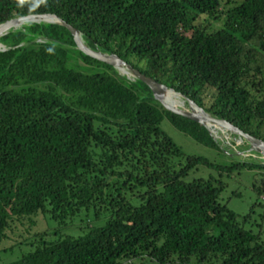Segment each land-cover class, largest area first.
Instances as JSON below:
<instances>
[{"label":"trees","instance_id":"16d2710c","mask_svg":"<svg viewBox=\"0 0 264 264\" xmlns=\"http://www.w3.org/2000/svg\"><path fill=\"white\" fill-rule=\"evenodd\" d=\"M41 13L264 141V0H0V23ZM0 44V239L38 212L62 224L89 218L77 236L38 233L8 264H264L263 232L219 202L221 182L185 180L198 165L264 160L184 154L159 128L162 115L200 143L234 150L166 110L140 80L80 52L56 22H23ZM253 188L260 196L264 182Z\"/></svg>","mask_w":264,"mask_h":264},{"label":"rangeland","instance_id":"374dc122","mask_svg":"<svg viewBox=\"0 0 264 264\" xmlns=\"http://www.w3.org/2000/svg\"><path fill=\"white\" fill-rule=\"evenodd\" d=\"M123 70V68H119L120 72L118 73L124 74ZM126 75L128 78H132L129 74ZM173 95L180 104L179 107L186 110V102L178 94ZM209 102L210 96L207 94L204 97V104L207 105ZM159 128L184 154L199 155L214 164L229 165L241 160H250L252 157L256 160H263L260 154L246 150L245 141L238 142L233 134L225 130L216 129L211 134L222 145H227L228 149L234 150L233 153H226L219 147L205 145L194 140L191 136L173 127L163 115L159 121ZM257 163L261 164L260 161ZM207 177L222 184L219 202L224 203L228 209L239 215L248 213L244 224L245 228H250L253 232L261 231L264 234V202L253 188V186H259L261 182H264V166H255L250 169L233 167L223 170L198 165L189 170L185 180ZM86 221H89V218L85 216L84 212L74 216L71 220H65L64 224L51 219L47 213L38 212L32 216L24 217L23 221L7 229L5 236L0 239V264L14 262L21 255L33 249L38 233L45 240L55 238L57 235L77 236L84 232ZM134 262L138 264L137 261ZM131 263L129 262V264Z\"/></svg>","mask_w":264,"mask_h":264},{"label":"water","instance_id":"95a60500","mask_svg":"<svg viewBox=\"0 0 264 264\" xmlns=\"http://www.w3.org/2000/svg\"><path fill=\"white\" fill-rule=\"evenodd\" d=\"M26 21H34V22L45 21V22H56L60 24L61 26L65 27L70 33L76 49H78L80 52L93 59H96L98 61H101L103 63L112 66L117 71L119 70V68H123L124 70L122 72H124L125 75L129 74L130 76H132V78H136L140 80L144 85H146L149 91L151 92L152 97L155 100H157L166 110L201 124L206 128L209 134L214 132V130L216 129L225 130L230 134H233L235 138H237L236 140L238 142H240L241 140L245 141L247 145L246 150L256 152L257 154H260L261 156L264 157V141L243 132L242 130L233 126L224 119L210 116L201 107L197 106L192 100L184 98L179 94L178 95L186 102L187 105L186 110L181 109L180 107H175L166 104L163 101L164 92L170 91L174 94L177 93H175L172 89L167 88L164 84L159 83L155 81L153 78L139 72L136 68H133L130 64L119 58L116 54L103 53L99 50L88 48L82 42L78 31L71 25L57 18V16L54 14L51 13L26 14V15H21L7 19L0 23V35L4 34L8 29L17 27L21 23ZM1 50H4V48L0 44V51Z\"/></svg>","mask_w":264,"mask_h":264},{"label":"bare ground","instance_id":"6f19581e","mask_svg":"<svg viewBox=\"0 0 264 264\" xmlns=\"http://www.w3.org/2000/svg\"><path fill=\"white\" fill-rule=\"evenodd\" d=\"M14 29V28H13ZM120 72V71H119ZM174 93L170 92V91H165L163 94V101L166 104H169L171 106H175V107H179V103L178 101L175 99V96L173 95ZM219 138V137H218ZM221 140V138H220Z\"/></svg>","mask_w":264,"mask_h":264},{"label":"clouds","instance_id":"9594fccd","mask_svg":"<svg viewBox=\"0 0 264 264\" xmlns=\"http://www.w3.org/2000/svg\"><path fill=\"white\" fill-rule=\"evenodd\" d=\"M25 3V0H17V6H23ZM40 4L47 5V0H39Z\"/></svg>","mask_w":264,"mask_h":264},{"label":"built area","instance_id":"2783aa9c","mask_svg":"<svg viewBox=\"0 0 264 264\" xmlns=\"http://www.w3.org/2000/svg\"><path fill=\"white\" fill-rule=\"evenodd\" d=\"M249 154V153H248ZM251 155V154H250ZM262 158H263V160H264V157L262 156ZM260 199L261 200H264V193H262L261 195H260Z\"/></svg>","mask_w":264,"mask_h":264}]
</instances>
